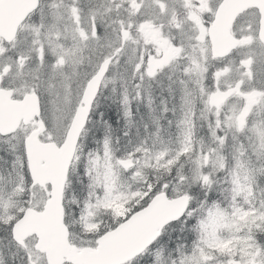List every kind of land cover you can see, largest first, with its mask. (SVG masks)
I'll list each match as a JSON object with an SVG mask.
<instances>
[{"label": "snow or ice", "instance_id": "6c2138e0", "mask_svg": "<svg viewBox=\"0 0 264 264\" xmlns=\"http://www.w3.org/2000/svg\"><path fill=\"white\" fill-rule=\"evenodd\" d=\"M0 264H264V0H0Z\"/></svg>", "mask_w": 264, "mask_h": 264}]
</instances>
